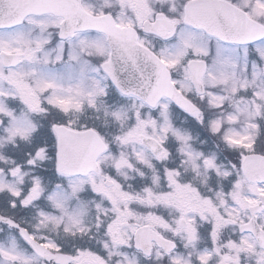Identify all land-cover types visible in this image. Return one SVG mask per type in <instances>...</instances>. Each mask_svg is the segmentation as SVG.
<instances>
[{
    "label": "snow or ice",
    "instance_id": "snow-or-ice-1",
    "mask_svg": "<svg viewBox=\"0 0 264 264\" xmlns=\"http://www.w3.org/2000/svg\"><path fill=\"white\" fill-rule=\"evenodd\" d=\"M0 264H264V0H0Z\"/></svg>",
    "mask_w": 264,
    "mask_h": 264
}]
</instances>
